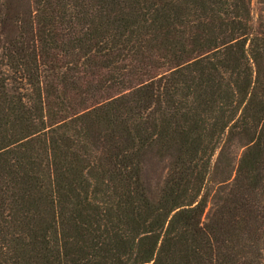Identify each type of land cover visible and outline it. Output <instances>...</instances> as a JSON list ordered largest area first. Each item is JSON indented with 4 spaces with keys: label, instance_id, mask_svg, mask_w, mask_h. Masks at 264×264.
<instances>
[{
    "label": "trees",
    "instance_id": "16d2710c",
    "mask_svg": "<svg viewBox=\"0 0 264 264\" xmlns=\"http://www.w3.org/2000/svg\"><path fill=\"white\" fill-rule=\"evenodd\" d=\"M251 2L0 0V264H264Z\"/></svg>",
    "mask_w": 264,
    "mask_h": 264
},
{
    "label": "rangeland",
    "instance_id": "374dc122",
    "mask_svg": "<svg viewBox=\"0 0 264 264\" xmlns=\"http://www.w3.org/2000/svg\"><path fill=\"white\" fill-rule=\"evenodd\" d=\"M251 22L255 29L264 26V0H252ZM164 176L163 163L158 162L152 155H147L144 160L142 180L152 201L157 199Z\"/></svg>",
    "mask_w": 264,
    "mask_h": 264
}]
</instances>
